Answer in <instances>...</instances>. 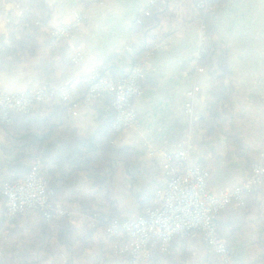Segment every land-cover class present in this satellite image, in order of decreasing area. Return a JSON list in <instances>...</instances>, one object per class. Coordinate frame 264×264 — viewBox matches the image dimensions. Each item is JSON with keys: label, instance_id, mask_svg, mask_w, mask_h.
I'll return each instance as SVG.
<instances>
[{"label": "crops", "instance_id": "crops-1", "mask_svg": "<svg viewBox=\"0 0 264 264\" xmlns=\"http://www.w3.org/2000/svg\"><path fill=\"white\" fill-rule=\"evenodd\" d=\"M28 1L48 16L46 24L31 32L14 25L15 4ZM85 4L86 21L68 41L57 49H49L51 28ZM149 5L150 0H103V4L97 0H0V91L20 93L37 84L59 86L76 71L103 67L109 62L117 73H123L131 68L134 57L133 52L122 51L124 47L131 45L138 50L153 44L154 48L147 52L148 66L143 70V93L134 100L141 127L121 132L115 146L144 153L150 147L160 153L144 157L142 178L133 186L123 175L110 185L109 193L113 192L112 198L119 202L120 210L136 205L131 189L151 195L162 186L163 155L182 149L188 142L192 146V162L209 171V189L216 195L239 185L264 153V0H228L211 12L217 32L215 40L227 49V65L236 90L229 116L237 141L227 140L222 133L210 135L199 126V120L207 117L213 81L206 70H198L195 62L204 36V29L194 20L195 0H169L148 38L132 34L135 18ZM27 33L29 39L25 41ZM78 47L86 54L83 66H75L71 61L72 51ZM196 86L199 91L190 118L185 113V103L188 92ZM42 107L38 106L34 115L43 116L46 111ZM107 112L104 100L83 104L78 119L67 116L65 125H59L54 138L60 145L54 146L51 156L43 160H49L54 171L45 173L50 199L74 211L68 219L80 236L86 234L89 209L99 208L107 213V202L94 195L90 176L72 172L66 165L58 169L53 160L70 159L76 143L96 130L99 117ZM5 136L0 120V181L7 180L9 175L4 165L8 157L1 149ZM42 219L38 212L28 211L9 221L0 198V233L3 228L8 229L0 239L1 264L67 263L68 249L57 240L60 225L55 222L46 228ZM219 233L231 248L233 264H264V182L246 207L232 204L221 213ZM92 242V247L75 257L73 264H123L119 254L108 245L102 228L93 234ZM190 249L194 255L191 264H220L201 241Z\"/></svg>", "mask_w": 264, "mask_h": 264}, {"label": "built area", "instance_id": "built-area-1", "mask_svg": "<svg viewBox=\"0 0 264 264\" xmlns=\"http://www.w3.org/2000/svg\"><path fill=\"white\" fill-rule=\"evenodd\" d=\"M156 0H150L153 3ZM165 2V0H161ZM213 0H197V7L205 13L216 7ZM103 4V0L98 1ZM17 15L24 9L16 3ZM87 19L85 7L75 11L67 20L50 30V49H57L68 41L73 32ZM126 49L131 51L130 46ZM148 53L122 75L108 76L103 67L92 66L88 71H76L59 86L37 84L20 93L0 91L1 123L11 122V113L29 114L38 106L52 107L62 104L67 116L80 117L83 104L111 98L114 112L112 128L117 132L138 130L141 122L134 107V100L143 93V70L148 66ZM199 56V55H198ZM75 66L86 64V54L81 47L72 51ZM204 71L202 67L198 68ZM199 87L188 92L185 113L193 115V105ZM193 125V121L190 122ZM191 144L174 152L165 153L163 176L165 182L152 194V204L135 217L114 218L104 228L103 234L116 251L123 264H146L155 254L170 253L172 245L180 239L201 241L217 256L220 264H233L231 248L219 233V217L230 205L244 207L247 198L264 182V153L262 160L252 164L246 178L236 187L221 195L209 189V171L192 162ZM158 149L147 147L146 156L159 154ZM40 157H36L29 172L19 181H0V198L3 199L9 221L18 219L28 211L38 212L47 222L59 217H73L74 211L51 201L45 177L48 170ZM90 226L99 222V213L87 216ZM8 232L3 228L0 233Z\"/></svg>", "mask_w": 264, "mask_h": 264}, {"label": "trees", "instance_id": "trees-1", "mask_svg": "<svg viewBox=\"0 0 264 264\" xmlns=\"http://www.w3.org/2000/svg\"><path fill=\"white\" fill-rule=\"evenodd\" d=\"M227 1L213 0L212 4L218 6ZM17 3L24 9V13L15 17V28L22 26L24 30L31 32L46 24L48 16L32 1L25 4ZM168 3L169 0H165V2L156 0L150 3L149 7L135 18L131 33L148 38L151 28L158 25V14L167 8ZM84 7L86 8L87 4ZM195 9L194 20L198 26L204 29L199 56L195 62L197 66L206 70L213 81V89L209 94L210 103L207 106V117L199 120V126L210 135L222 133L227 137V140L237 141L236 130L230 117L232 99L236 90L231 81L232 75L227 65L228 52L222 44L215 40L217 32L211 22V12L205 13L198 8L197 0H195ZM28 33L24 39L25 41L29 39ZM49 42L50 36L47 46H49ZM127 46L132 48L131 52L134 54L132 66L154 48L153 44L152 46L146 44L138 50L131 45ZM124 50H126V47L122 49V51ZM102 72L108 76L122 75V73H117L111 62L103 66ZM111 101V98L104 100L108 112L99 117L96 130L87 138H83L76 143L75 149L72 148L74 151L72 157L70 156L71 158L67 160H53L58 169L66 165L67 169L72 172L75 171L90 176L95 189L94 195L102 196L108 205L107 213H99L97 225L94 227L88 225L86 234L82 236L71 224L68 217L55 218L51 222H47L42 217L46 228H49L55 222L60 225L57 240L65 244L68 249L69 258L66 264H73L75 257L81 256L83 252L92 247V237L98 229H103L114 218H122L118 202L112 199L109 193V187L116 174V166L121 164L125 178L130 185H134L142 176L143 159L146 154L130 147L117 148L115 146V141L120 132L115 131L111 126L114 116ZM42 109L46 111L43 116H36L34 112L29 114L13 112L11 113V122L8 125L2 124L6 136L1 149L8 157L7 163L4 165H6L9 174L7 180L11 182L21 180L29 172L35 157H40L43 160L47 159L51 156L53 147L60 145V142L54 136L58 133L59 125H65L68 120L64 106L56 103L51 107V110H48V107L45 106ZM50 172L54 174V171L51 170ZM47 181L49 182V179ZM255 193L256 190L248 196L244 207L247 206L249 199ZM133 196L139 206V213H142L147 206L152 204V195L143 197L140 194H134ZM83 210L86 211V208H83ZM179 243L180 246L182 245V250H180L182 261L186 263L191 258L190 252H187L185 248L187 239L178 238L171 249L172 251H174V248L179 249ZM108 245L110 246L109 241Z\"/></svg>", "mask_w": 264, "mask_h": 264}, {"label": "rangeland", "instance_id": "rangeland-1", "mask_svg": "<svg viewBox=\"0 0 264 264\" xmlns=\"http://www.w3.org/2000/svg\"><path fill=\"white\" fill-rule=\"evenodd\" d=\"M41 85V84H40ZM36 110V109H35ZM35 112V111H34ZM118 148V147H117ZM36 158V157H35ZM42 159V158H41ZM42 161H43V159H42ZM33 162H34V159H33V161H32V164H33ZM46 165H48V170H47V172H49V171H51V169H52V166L50 165V161L49 160H47V161H43ZM31 164V165H32ZM124 176L125 177V175H124V172H123V168H122V166H121V164H118L117 166H116V174H115V176H114V179H113V181L116 179V178H121V176ZM141 178H142V176H141ZM140 178V179H141ZM47 179V178H46ZM5 180V179H4ZM125 180H126V182H129L126 178H125ZM113 181H112V183H113ZM112 183H111V185H112ZM137 183V182H136ZM48 185H49V182H48ZM131 186H133V185H131ZM49 188H50V185H49ZM112 189H113V186H112ZM113 191V190H112ZM113 192H111V197H114V195L112 194ZM131 194H132V197L134 198V194H140V195H142L143 197H148V196H150V195H145V194H141V193H139V192H137V191H135V190H133V189H131ZM153 194V193H152ZM151 194V195H152ZM113 199V198H112ZM3 200V199H2ZM115 200V199H114ZM134 200H135V198H134ZM117 201V200H116ZM118 202V201H117ZM135 203H136V205L134 206V204H132V205H130V206H128V208H125V209H122L121 208V216H122V218H126V217H132V215H134L135 213H137V212H139V206H138V204H137V202H136V200H135ZM118 204H119V202H118ZM119 209H120V206H119ZM5 211H6V209H5ZM91 211H93V212H98V213H103L99 208H90L89 209V212L88 213H90ZM124 211V212H123ZM27 213V212H26ZM21 217V216H20ZM87 224L88 225H90L89 223H88V221H87ZM1 241V240H0ZM198 241H193V242H190V241H187V245L185 246V248L187 249V252H190V254H191V258L189 259V260H187V262L186 263H184L183 261H182V257H181V254H180V250H182V245L180 246V243L178 244V248L179 249H177V248H174V251H172V249H171V251H170V253H168V254H165V255H161V256H156L155 258H154V256H153V258H152V260L151 261H149L150 263L149 264H191L192 263V260H193V252H192V250L190 249V246L192 245V244H195V243H197ZM203 243V242H202ZM193 247V246H192ZM87 250H89V249H87ZM86 250V251H87ZM85 251V252H86ZM84 253V252H83ZM82 253V254H83ZM1 264V263H0Z\"/></svg>", "mask_w": 264, "mask_h": 264}]
</instances>
